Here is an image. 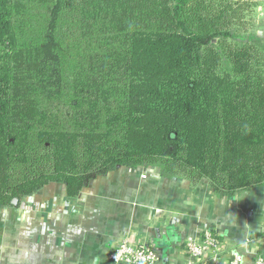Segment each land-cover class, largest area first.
<instances>
[{
  "label": "trees",
  "instance_id": "obj_1",
  "mask_svg": "<svg viewBox=\"0 0 264 264\" xmlns=\"http://www.w3.org/2000/svg\"><path fill=\"white\" fill-rule=\"evenodd\" d=\"M253 0H0V205L118 167L264 186ZM219 239V238H218Z\"/></svg>",
  "mask_w": 264,
  "mask_h": 264
},
{
  "label": "crops",
  "instance_id": "obj_2",
  "mask_svg": "<svg viewBox=\"0 0 264 264\" xmlns=\"http://www.w3.org/2000/svg\"><path fill=\"white\" fill-rule=\"evenodd\" d=\"M256 28L264 37L263 20ZM202 231L222 244L218 264L233 252L253 264L264 256V186L227 196L156 166L118 167L75 197L51 183L0 205V264H112L110 251L123 239L154 245L161 264H183L185 239Z\"/></svg>",
  "mask_w": 264,
  "mask_h": 264
},
{
  "label": "built area",
  "instance_id": "obj_3",
  "mask_svg": "<svg viewBox=\"0 0 264 264\" xmlns=\"http://www.w3.org/2000/svg\"><path fill=\"white\" fill-rule=\"evenodd\" d=\"M262 20L264 21V0H262ZM145 178V176H142ZM183 264H218L223 247L216 234L209 231L199 232L187 237L183 243ZM112 264H161L162 257L154 245L132 243L123 239L116 243L108 256ZM228 264H242L240 255L233 252ZM253 264H264V256L255 257Z\"/></svg>",
  "mask_w": 264,
  "mask_h": 264
},
{
  "label": "rangeland",
  "instance_id": "obj_4",
  "mask_svg": "<svg viewBox=\"0 0 264 264\" xmlns=\"http://www.w3.org/2000/svg\"><path fill=\"white\" fill-rule=\"evenodd\" d=\"M253 2L255 4V7H254V19H255L254 31L257 34V32H256V29H257L256 28V24H257V21H261L262 22L261 12H262L263 5H262V0H253Z\"/></svg>",
  "mask_w": 264,
  "mask_h": 264
},
{
  "label": "water",
  "instance_id": "obj_5",
  "mask_svg": "<svg viewBox=\"0 0 264 264\" xmlns=\"http://www.w3.org/2000/svg\"><path fill=\"white\" fill-rule=\"evenodd\" d=\"M259 35H263V33L262 32H259ZM17 201V199H13L12 200V203H15Z\"/></svg>",
  "mask_w": 264,
  "mask_h": 264
}]
</instances>
